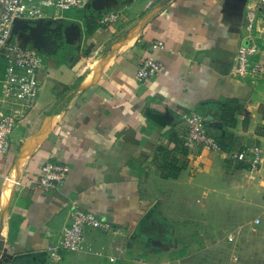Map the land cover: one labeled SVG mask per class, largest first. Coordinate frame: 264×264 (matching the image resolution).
Returning <instances> with one entry per match:
<instances>
[{
    "label": "crops",
    "instance_id": "1",
    "mask_svg": "<svg viewBox=\"0 0 264 264\" xmlns=\"http://www.w3.org/2000/svg\"><path fill=\"white\" fill-rule=\"evenodd\" d=\"M259 2L91 0L86 9L15 29L17 43L39 47L42 67L35 104L14 128L9 152L0 154V264H180L196 256L179 243L191 234L196 214L264 195L257 184L264 187V79L231 76L239 47H257L253 59L264 65ZM83 11L97 22L90 36ZM101 14L115 22L104 27ZM156 41L162 50H150ZM147 57L164 70L140 83L137 68ZM148 110L168 124H156ZM188 114L220 123L221 130L205 129L231 136L234 151L183 157ZM249 140L262 150L258 171L229 157ZM47 163L68 169L51 192L31 183ZM74 206L114 231H86L80 251L48 258ZM118 237L128 250L111 263Z\"/></svg>",
    "mask_w": 264,
    "mask_h": 264
},
{
    "label": "built area",
    "instance_id": "2",
    "mask_svg": "<svg viewBox=\"0 0 264 264\" xmlns=\"http://www.w3.org/2000/svg\"><path fill=\"white\" fill-rule=\"evenodd\" d=\"M89 1L91 0H0V63L4 64L0 98L1 155L9 152L11 134L16 125L34 106L40 90L38 72L42 67L41 56L35 48L16 42L13 23L16 20L41 22L48 18L54 19L56 12L86 9ZM259 1L260 5H264V0ZM248 17L251 20L253 14L249 13ZM99 22L104 27H108L115 22V16L101 14ZM163 48V43L159 41L150 45L152 51ZM257 53L258 49L255 46L239 47L234 58L231 76L236 79H264V65L253 59ZM163 70L160 62L147 57L137 68L136 80L140 83H147L160 75ZM182 120L186 126L181 142V149L185 151L183 157L190 154L197 158L203 151L222 152L218 139L205 129L203 125L205 118L198 114H188L182 116ZM229 157L234 163H247L250 170L257 171L262 162V150L258 146H252L230 154ZM67 173L68 169L65 166L47 163L31 183L44 192H51L63 185ZM254 222L258 224L259 220ZM91 230L106 234L114 231L111 224L74 206L70 215V223L61 232L59 245L49 249L50 257L54 259L58 258L61 252L80 251L85 241V232ZM127 248V241L119 240L114 247L117 251V258H109L110 262L114 263L123 258Z\"/></svg>",
    "mask_w": 264,
    "mask_h": 264
},
{
    "label": "rangeland",
    "instance_id": "3",
    "mask_svg": "<svg viewBox=\"0 0 264 264\" xmlns=\"http://www.w3.org/2000/svg\"><path fill=\"white\" fill-rule=\"evenodd\" d=\"M25 23H34V21L16 20L13 23L14 30ZM33 48L40 52L36 45H33ZM3 69L0 66V85L3 81ZM213 136L217 139L220 137ZM261 166L262 163L257 171ZM257 184L259 190L264 188L262 182ZM260 193L263 194L264 191ZM247 203L245 206H233L234 208L230 202L215 203L216 206L221 207V210L201 214L202 217L196 214V224L193 230L192 228L189 230L191 234H185L183 236L185 239L179 238V243L187 242L190 246L189 252H193L196 256L180 264H264V195L251 197ZM253 219L259 220L256 226L252 224ZM204 226H207L206 231ZM240 226L242 230L237 233ZM203 231L205 237H202ZM229 235L233 237L231 240ZM118 240L119 237L116 238V242ZM192 245L194 247H191ZM47 254L49 258V252ZM203 255L205 258L202 259Z\"/></svg>",
    "mask_w": 264,
    "mask_h": 264
},
{
    "label": "trees",
    "instance_id": "4",
    "mask_svg": "<svg viewBox=\"0 0 264 264\" xmlns=\"http://www.w3.org/2000/svg\"><path fill=\"white\" fill-rule=\"evenodd\" d=\"M82 15H84V16L80 17V18H81L82 22H84V24L86 25V28H87L86 35L90 36L92 34L93 30L98 28V27H96L97 22L94 21L93 19H91L90 16L85 11H83ZM90 48L92 49L93 47H90ZM146 116L148 118H151L152 120H154V122H156V124H158L159 126H166L168 124V122L163 117L158 116L157 114H152L149 110L146 111ZM218 141H219V144H220L223 151H225L227 153L234 151L236 142L233 141L231 136L219 137ZM238 167L239 168H249V166H247V165H246V167H241V165ZM173 175H175V174L173 173Z\"/></svg>",
    "mask_w": 264,
    "mask_h": 264
},
{
    "label": "water",
    "instance_id": "5",
    "mask_svg": "<svg viewBox=\"0 0 264 264\" xmlns=\"http://www.w3.org/2000/svg\"><path fill=\"white\" fill-rule=\"evenodd\" d=\"M203 125H204L205 128L213 127V128L218 129V130H221V124L212 122V118H210V117L205 119V121L203 122ZM246 147L247 148H251L252 147V143L250 142V140L246 143Z\"/></svg>",
    "mask_w": 264,
    "mask_h": 264
},
{
    "label": "bare ground",
    "instance_id": "6",
    "mask_svg": "<svg viewBox=\"0 0 264 264\" xmlns=\"http://www.w3.org/2000/svg\"><path fill=\"white\" fill-rule=\"evenodd\" d=\"M46 127V126H45ZM45 127L43 129V132H41L40 136H42V134L44 133L45 131ZM38 138H35L34 140L30 141L26 147L24 148L22 154L20 155V158H19V163L21 164L23 162V160L25 159L26 155H27V151L30 150V148H32V146L34 145V142L37 140ZM29 154V153H28Z\"/></svg>",
    "mask_w": 264,
    "mask_h": 264
}]
</instances>
